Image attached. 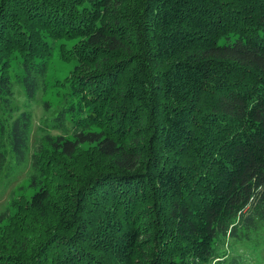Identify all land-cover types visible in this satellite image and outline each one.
I'll return each instance as SVG.
<instances>
[{
    "label": "trees",
    "instance_id": "1",
    "mask_svg": "<svg viewBox=\"0 0 264 264\" xmlns=\"http://www.w3.org/2000/svg\"><path fill=\"white\" fill-rule=\"evenodd\" d=\"M55 41L71 67L31 145ZM21 173L0 264H207L226 238L257 255L264 0H0V184Z\"/></svg>",
    "mask_w": 264,
    "mask_h": 264
},
{
    "label": "rangeland",
    "instance_id": "2",
    "mask_svg": "<svg viewBox=\"0 0 264 264\" xmlns=\"http://www.w3.org/2000/svg\"><path fill=\"white\" fill-rule=\"evenodd\" d=\"M65 42L67 46L73 40H62ZM57 42L54 43V52L51 55L48 68L45 70L43 84L41 85V93H36L35 98L44 100L45 103L48 105V108L45 110L43 109L40 104L29 103L28 108L31 112V119H32V134L30 136V144L32 145L35 143V139L37 136L36 128L38 125H43V121L52 116L56 109L58 108L59 103L62 101V81L66 77L68 70L71 67V62L63 61L59 59L57 55ZM60 83V84H59ZM13 101L18 105H24L27 103L24 93L20 86H15L13 89ZM31 102V101H30ZM42 122V123H41ZM44 124L47 125L44 121ZM57 132L55 130H50V134L54 135ZM23 174H19L17 178L8 184L6 187L0 184V209H2L10 199L11 190L15 192L13 197L17 198L20 196L25 198L31 192V188L26 186L27 182L23 178ZM218 255L220 257H224L223 260L219 261L221 264H224L227 257L230 256L231 253H237L243 255L247 259V264H264V249L259 250L257 255H248V253L240 248L238 245L233 246L229 240L224 239L223 242L219 244L218 247ZM232 255V254H231ZM218 261H211L207 264H219Z\"/></svg>",
    "mask_w": 264,
    "mask_h": 264
}]
</instances>
